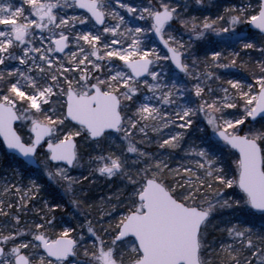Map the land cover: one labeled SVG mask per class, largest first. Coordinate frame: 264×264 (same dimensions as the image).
<instances>
[{
	"label": "snow or ice",
	"instance_id": "snow-or-ice-1",
	"mask_svg": "<svg viewBox=\"0 0 264 264\" xmlns=\"http://www.w3.org/2000/svg\"><path fill=\"white\" fill-rule=\"evenodd\" d=\"M0 264H264V0H0Z\"/></svg>",
	"mask_w": 264,
	"mask_h": 264
},
{
	"label": "trees",
	"instance_id": "trees-1",
	"mask_svg": "<svg viewBox=\"0 0 264 264\" xmlns=\"http://www.w3.org/2000/svg\"><path fill=\"white\" fill-rule=\"evenodd\" d=\"M113 188L115 185L112 186ZM111 189L106 185L105 181L100 180L98 181V186H95L93 189V195L94 197L99 200L100 198L110 194ZM71 211V209H69ZM67 219V216L65 217Z\"/></svg>",
	"mask_w": 264,
	"mask_h": 264
},
{
	"label": "rangeland",
	"instance_id": "rangeland-1",
	"mask_svg": "<svg viewBox=\"0 0 264 264\" xmlns=\"http://www.w3.org/2000/svg\"><path fill=\"white\" fill-rule=\"evenodd\" d=\"M17 2H18V0H17Z\"/></svg>",
	"mask_w": 264,
	"mask_h": 264
}]
</instances>
